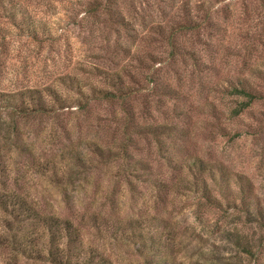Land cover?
Segmentation results:
<instances>
[{
    "label": "rangeland",
    "instance_id": "374dc122",
    "mask_svg": "<svg viewBox=\"0 0 264 264\" xmlns=\"http://www.w3.org/2000/svg\"><path fill=\"white\" fill-rule=\"evenodd\" d=\"M85 1L3 0L0 6V88L49 84L70 104L55 113L19 117L17 134L6 128L8 116L0 115V189L20 192L44 214L70 219L79 232L81 254L91 264H264V17L259 1L205 0L209 24L199 34L178 35L182 49L174 54L164 35L138 21L144 38L134 39L124 30L116 34L100 22L102 16L84 13ZM182 1L117 0L128 13L133 5L143 6L151 23L180 16ZM13 2L49 31L34 39L12 25L7 15ZM107 36L121 45H108ZM191 55L205 65L195 67ZM81 66L118 73L127 88L124 101L91 99L87 113L78 111L81 96L56 80L59 73L77 78L88 93L91 85L108 86ZM235 76L261 92L236 113L237 98L222 92L226 78ZM137 124H168V129L138 134ZM91 139L113 144L127 139L126 155L106 162L88 149ZM194 158L223 170L233 190L235 173L246 174L251 204L221 195L211 180L221 202H207L186 185L194 178L186 164ZM0 264L51 263L3 247Z\"/></svg>",
    "mask_w": 264,
    "mask_h": 264
},
{
    "label": "trees",
    "instance_id": "16d2710c",
    "mask_svg": "<svg viewBox=\"0 0 264 264\" xmlns=\"http://www.w3.org/2000/svg\"><path fill=\"white\" fill-rule=\"evenodd\" d=\"M204 1L184 0L179 6L182 11L180 16L171 17L169 15V17L165 16L159 21L152 23L146 18L143 6L136 7L132 4L134 9L128 13L117 0H86L83 3V11L92 17L102 16L100 22L114 29L116 34L124 30L128 36L134 39L145 37V33H140L141 30L137 28L136 21H138L143 27L145 26V29L164 35V39L171 46L170 53L174 51V53H177L181 52L182 49V46L177 42L178 35L193 31L199 34L209 24L208 20L210 17ZM258 1L262 8L261 16L264 17V0ZM2 3L3 0H0V6L3 5ZM160 9L162 10L161 13L166 15V12L162 8ZM200 11L204 12L201 13ZM162 14H160L161 17ZM7 16L12 25L34 39L38 38L40 33L49 31V29L45 28L42 21L27 15L25 8L18 2H13ZM131 18H135V21ZM105 41L108 45L111 43L113 48L121 45L117 37L111 40L107 36ZM191 57L195 67L205 65V62L200 61L198 57L194 55H191ZM81 67V70L87 72L94 70L95 73H92L104 78L108 86L91 85L88 93L82 90V83L77 78L74 80V77L67 72L59 73L56 80L60 84L73 88L81 96L76 103L78 111L87 113L92 104L89 103L91 99H118L124 101L127 95V88L121 82V76L118 73L106 71L95 66L92 68L93 70H86L83 66ZM226 79L227 83L223 87L224 90L222 92L224 95L237 98L235 101L237 103L234 106L235 108H233L234 113L244 109L261 93L247 78L235 76ZM169 89L171 90V88ZM239 97H242L243 100L239 101ZM68 105L70 104H66L63 92L56 86L49 84L25 86L14 90L0 88V115L4 113L8 116L6 128L10 133L17 134L19 117H26L34 113H55L57 109ZM100 125H104V123ZM122 126V129H127L128 124L124 123ZM107 127L108 124L105 123L104 128ZM133 129L138 134L144 132L162 134L167 131L168 124H158L157 126L137 124L133 126ZM126 140L119 144L117 142L113 144L112 142L104 143V141L91 139L87 146L88 149L98 156L106 157V162H108L110 158L119 157L120 154L126 155ZM186 169L194 177L192 184L186 185L192 186V189L199 192L200 196L204 197L207 202H221L220 197L218 198L212 193L211 180L218 184V192L221 195H229L231 196L229 199H232V201L238 200V203L244 206L251 204L252 184L246 174L242 172L235 173L234 182L237 187L233 190L229 182L230 177L226 176L223 170L208 166L201 158H194L188 162ZM197 172H202L204 176H196ZM0 210L5 215L0 217L2 222L0 224V248L7 247L13 255L20 254L34 259H44L51 264H91V261L81 254L82 244L79 232L70 219L56 214L40 212L31 200L24 197L20 192L11 189H0ZM7 215H9L10 219H6ZM12 220L17 224L15 225ZM36 228L37 234L34 236L33 233Z\"/></svg>",
    "mask_w": 264,
    "mask_h": 264
}]
</instances>
